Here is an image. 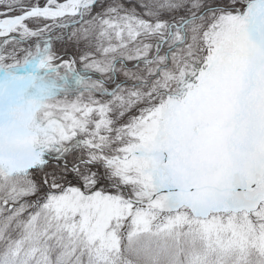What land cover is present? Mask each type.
<instances>
[{
	"label": "snow or ice",
	"instance_id": "obj_1",
	"mask_svg": "<svg viewBox=\"0 0 264 264\" xmlns=\"http://www.w3.org/2000/svg\"><path fill=\"white\" fill-rule=\"evenodd\" d=\"M0 264H264V0H0Z\"/></svg>",
	"mask_w": 264,
	"mask_h": 264
}]
</instances>
